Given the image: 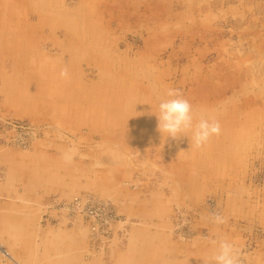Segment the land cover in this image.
I'll list each match as a JSON object with an SVG mask.
<instances>
[{
    "label": "rangeland",
    "instance_id": "374dc122",
    "mask_svg": "<svg viewBox=\"0 0 264 264\" xmlns=\"http://www.w3.org/2000/svg\"><path fill=\"white\" fill-rule=\"evenodd\" d=\"M170 88L219 135L163 142ZM0 185L77 264H264V0H0Z\"/></svg>",
    "mask_w": 264,
    "mask_h": 264
},
{
    "label": "crops",
    "instance_id": "0c3cea01",
    "mask_svg": "<svg viewBox=\"0 0 264 264\" xmlns=\"http://www.w3.org/2000/svg\"><path fill=\"white\" fill-rule=\"evenodd\" d=\"M11 192L0 185V248L4 251L0 264H77L74 262L81 257L80 245L84 240L78 239L76 234L85 238L86 228H72L75 232L69 242L66 236V240L54 244L49 234L51 228L44 226L38 233L36 219L11 202L12 198L19 199V195ZM70 254H73L72 260L67 259Z\"/></svg>",
    "mask_w": 264,
    "mask_h": 264
},
{
    "label": "clouds",
    "instance_id": "9594fccd",
    "mask_svg": "<svg viewBox=\"0 0 264 264\" xmlns=\"http://www.w3.org/2000/svg\"><path fill=\"white\" fill-rule=\"evenodd\" d=\"M166 99H161L154 113L157 119V130L163 142L168 139L187 137L192 147L199 148L213 136L220 133V125L214 119L200 118L193 123V106L177 89H168ZM190 133V135H189ZM71 159V152L67 155ZM216 224H223L224 218L216 215ZM240 249L229 240H220L213 254L203 261V264H241Z\"/></svg>",
    "mask_w": 264,
    "mask_h": 264
},
{
    "label": "bare ground",
    "instance_id": "6f19581e",
    "mask_svg": "<svg viewBox=\"0 0 264 264\" xmlns=\"http://www.w3.org/2000/svg\"><path fill=\"white\" fill-rule=\"evenodd\" d=\"M165 170H166V169H165ZM0 252H1V253H4V251H3L1 248H0Z\"/></svg>",
    "mask_w": 264,
    "mask_h": 264
}]
</instances>
